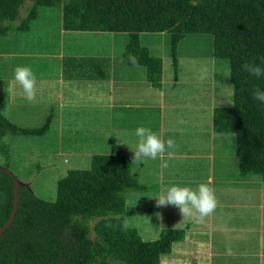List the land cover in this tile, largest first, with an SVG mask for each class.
Segmentation results:
<instances>
[{
    "label": "trees",
    "instance_id": "1",
    "mask_svg": "<svg viewBox=\"0 0 264 264\" xmlns=\"http://www.w3.org/2000/svg\"><path fill=\"white\" fill-rule=\"evenodd\" d=\"M25 1L30 3L15 23ZM40 7L60 8L65 30L125 33L121 57L142 66L154 87L159 86L161 60L140 46L139 33L167 34L173 68L175 46L184 35L209 34L213 56L228 61L231 86L229 103L212 110L213 129L233 135L238 174H259L264 181V103L252 97L253 89L264 90V76L242 68L248 61L264 68V0H0V37L27 30ZM49 119L48 114L40 128L23 129L0 113V148L1 137L9 133L42 135ZM110 151L92 153L84 168L67 169L54 180L48 199L45 186L36 188L34 177L36 194V189L18 185L14 217L0 234V264H159L183 231L162 229L146 241L125 223L128 193L144 186L131 176L129 156L115 145ZM12 203V180L0 170V227Z\"/></svg>",
    "mask_w": 264,
    "mask_h": 264
},
{
    "label": "rangeland",
    "instance_id": "2",
    "mask_svg": "<svg viewBox=\"0 0 264 264\" xmlns=\"http://www.w3.org/2000/svg\"><path fill=\"white\" fill-rule=\"evenodd\" d=\"M29 3L25 1L18 8V18L15 23L23 16ZM59 15L60 8L58 7H40L36 10L35 18L29 22L28 30H12L7 36L0 37V96H3L0 101V113L18 128H40L44 124L47 113L49 112V110L42 112L40 107L35 106L39 104V100L44 99L42 94L39 95V93H42L39 86L43 83L42 76L49 69L44 64L45 52L51 51L56 53L58 51L59 33L57 32V20L59 19ZM98 34H104L96 35L98 41L94 42L103 49L102 52L107 48V52L111 53L113 51L115 53L113 59L116 63L115 69L117 70L114 73L118 76L115 82V90L117 96H123V78L127 76L128 70L133 68L125 65L126 60L121 58L120 54L123 52L127 35L121 32H98ZM138 38L140 46L146 47L151 56L160 58L163 79L171 80L173 75H177L181 79V81L180 79H176V81L181 82L180 86L176 88H169L167 86L171 90L179 89L178 95L180 97L175 98L178 100L176 103L173 102L174 97L170 99L168 102L169 106L180 105L187 109V106L192 102L191 100L197 92H200V98L203 99L204 90L208 91L209 77L211 78L210 90L212 93V101L218 105L221 104L218 102L224 99L223 93L227 91V101L225 102L224 99L223 103H229L231 86L228 82V76H226V73H228V61L225 58H216L213 56L212 37L209 34L189 33L184 35L175 46V68L171 64L169 38L167 34L141 33L138 35ZM72 39L74 40L73 37ZM59 42H62L61 38ZM66 42L69 43V41L64 39L63 43L65 46L67 45ZM81 43L82 46L80 48L87 47L92 41L90 43V41L85 40V44L83 41ZM38 53L40 55H37ZM16 66L30 67L36 75V97L38 96V98L34 102H29L25 99L21 85L14 79L13 69ZM205 67L208 69L207 77L200 79L201 69ZM122 68L123 71H121ZM137 68L142 71L144 69L142 66H138ZM121 80L122 82H120ZM195 81L199 82V84H195ZM197 85H200L201 88L198 91H193V88L195 89ZM102 86L101 90L103 93L100 94L104 96L105 90ZM149 94V99H151L154 94L151 91ZM73 99L76 100L78 97L76 98L75 96ZM104 103L105 101L102 104ZM167 106L165 107L166 113L168 111ZM113 110V108L109 109L101 105L93 114V111L88 108L84 110L72 108L67 110V114L64 112L61 116L50 117L53 120V124L49 119V125L42 135L6 134L4 137H1V142L4 145L0 148V168L6 167L5 170L15 176L18 185L23 184L34 190L37 187H42L43 189L45 186L43 191L47 198L44 197L48 199L53 192L52 185L54 180L62 177L67 169L88 166L90 155L96 151L103 154L111 152L109 149L111 150V146L115 145V137H121V128L123 126L121 114H114L112 112ZM157 110L153 109L148 113V116L152 117L151 123H154L155 117L158 118L159 116ZM58 118L62 119V127L58 133L60 135L62 134V136H69L68 143L73 152L71 158L69 156L67 158L65 153V150L69 147L61 149V140L59 138L55 140L57 132L54 130H57L55 125H57ZM214 134L218 135L216 132ZM229 134L233 137L231 133ZM232 141L233 139L231 140V138L226 141V145H228L226 146L227 157L226 164L222 170L226 175V178L223 179L226 181V186L230 188H241L245 196L244 201L262 196L260 186L256 184L257 182H262L259 174H249V182L243 178L237 179V161L236 157H233ZM219 142L220 140H218V144ZM213 147L215 148V152L218 153L219 145L215 143ZM132 158L130 159V174L137 179V182L144 185L149 181L146 176L148 169L145 170L140 167L154 160L149 159L147 162L137 165L131 162ZM151 164L152 166L155 165V163ZM33 177L38 181L36 188L35 186H31ZM163 186L165 187L166 185L163 183ZM35 191L34 194L37 193V189ZM38 195L43 194L39 193ZM149 197L150 195L148 194H142L141 190L128 193L123 211L125 223L134 227L140 237L146 241L155 239L158 236V232L162 229L177 227V229H182L183 237L179 241L171 243L172 245L170 247L172 249L170 253L162 255L159 258L161 260L160 262L162 264H195V258H193L191 253L193 239L190 238V232L193 230L192 218L182 217L178 208L175 206L172 207L171 205L159 207L160 211L155 217L158 210L156 207L158 206L154 200L150 201L151 199ZM148 201L151 202L153 214V217L150 218H148L150 210L148 208L149 211L144 210L148 207L146 205ZM92 222L89 221V223ZM88 236H93L92 231L89 232ZM226 260L228 261L230 259ZM111 264L116 263L112 262Z\"/></svg>",
    "mask_w": 264,
    "mask_h": 264
},
{
    "label": "crops",
    "instance_id": "3",
    "mask_svg": "<svg viewBox=\"0 0 264 264\" xmlns=\"http://www.w3.org/2000/svg\"><path fill=\"white\" fill-rule=\"evenodd\" d=\"M57 32L59 33L58 51L56 53L45 52L44 64L49 69L42 76L43 83L41 82L42 85L39 86L42 91L39 95L42 94L44 99L39 100V104L35 107H40L42 112L49 110L47 115L49 114L50 117L61 116L64 112L67 114V110L72 108L82 110L88 108L93 111V114L101 105L109 109L113 108L112 112L121 114L123 119L121 137L114 136V144L122 154L128 155L130 159L133 157L132 150L135 149L137 141L135 136L137 127L150 128L164 141L169 138L173 139L177 145L175 149H168L162 158L147 162L140 167L148 169L146 176L149 180L142 185L144 189L141 190V193L150 195L151 200H149L156 202L154 196L160 195L162 189L171 184L193 189L200 182L210 184L217 198L218 206L214 213L205 218L203 223L192 218L193 230L190 232V238L193 239L191 253L195 258L194 263L264 264V181L256 183L260 186L261 198L257 196V198L244 201L245 196L241 188L227 187L226 181L223 180L226 178L225 172L222 171L227 157L226 146L228 145H226V141L229 138L232 140L233 137L227 132L213 129L211 114L214 107L226 105L223 100L227 101V91L223 93L224 99L218 102L221 104L214 103L210 90L211 78L209 77L208 91L204 90L203 99L200 98V92H197L187 109L180 105L169 106L168 102L173 97V102H178L175 98L179 97V89L171 90L169 88L180 86L181 82L176 81L180 78L173 75L171 80H167L163 79L161 74L159 86L154 87L146 80L145 69L142 71L137 68L139 65H133L126 61L125 65L133 68L128 70L127 76L123 78V96H117L115 82L118 76L114 73L117 69H115L116 63L113 59L115 53L107 52V48L102 52L103 49L94 43L98 41L96 35L104 34H98L100 31L65 30L59 19L57 20ZM60 38L62 42H59ZM64 39L69 41V43L66 42V46L63 43ZM85 40L90 43L92 41V43L87 47L80 48L81 42L83 41L85 44ZM178 82L179 84L176 85ZM195 84H199V82L195 81ZM101 86L105 90L104 96L100 94L103 93ZM200 88L201 86L197 85L193 91H198ZM150 91L154 94L151 99H149ZM75 96L78 99L74 100ZM104 101L105 103L102 104ZM166 106L168 107L167 113L165 112ZM153 109H158L159 116L155 117L154 123H151L152 117L148 116V113ZM50 122L53 124L52 119ZM55 126L57 127V130H54L57 132L55 140L57 138L61 140V149L69 147L65 153L67 158L68 156L71 158L73 152L68 143L69 136H62L58 133L62 127V119L58 118ZM215 132L218 135H215ZM218 140H220L219 144ZM62 142L64 143L62 144ZM232 142L234 147V139ZM215 143L220 147L218 153L213 147ZM168 151L174 153L171 159L168 158ZM96 152L98 153V151ZM162 160H167L169 167L162 168ZM151 163H155V165L152 166ZM150 168L152 169L149 171ZM248 176H240L236 171L237 179L243 178L249 182ZM163 183L166 185L165 187ZM150 201L146 204L148 207L144 209L145 211L150 210L148 218L153 217ZM156 209L158 210L155 217L160 211L159 207ZM229 247L232 251L231 255L227 254ZM171 249L170 247L168 253ZM160 261L159 264H162Z\"/></svg>",
    "mask_w": 264,
    "mask_h": 264
},
{
    "label": "clouds",
    "instance_id": "4",
    "mask_svg": "<svg viewBox=\"0 0 264 264\" xmlns=\"http://www.w3.org/2000/svg\"><path fill=\"white\" fill-rule=\"evenodd\" d=\"M133 63H135L134 59ZM242 68L257 78L264 76V68H261L254 62H245L242 64ZM207 73L208 69L206 67L201 69L200 79H205ZM13 74L15 81L22 87L25 99L29 102H34L36 100V75L32 69L27 66H16L13 69ZM226 76H230V72L226 73ZM252 97L264 103V90L259 88L253 89ZM135 136L137 137V141L135 149H131L133 152L131 162L137 165L145 163L149 159L156 160L162 158V155L168 149H175L177 147L173 139L169 138L167 141H164L150 128L143 126L136 128ZM173 154V152L168 151V158L171 159ZM161 167H169L168 161L162 160ZM154 197L156 198L158 207L175 206L182 217L194 218L199 223H203L205 218L214 213L218 206L213 188L205 182L198 183L195 189L171 184L167 188L162 189L160 195ZM107 226L114 227L111 223L107 224ZM227 254H232L230 247L227 249Z\"/></svg>",
    "mask_w": 264,
    "mask_h": 264
},
{
    "label": "water",
    "instance_id": "5",
    "mask_svg": "<svg viewBox=\"0 0 264 264\" xmlns=\"http://www.w3.org/2000/svg\"><path fill=\"white\" fill-rule=\"evenodd\" d=\"M1 171L7 173L11 180H12V186H13V203H12V210L10 212L9 217L7 218V220L4 222V224L0 227V234L1 232L10 224V222L12 221L14 214H15V209H16V202H17V190H18V183L16 181V179L14 178V176L7 170L0 168Z\"/></svg>",
    "mask_w": 264,
    "mask_h": 264
}]
</instances>
